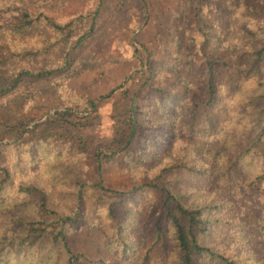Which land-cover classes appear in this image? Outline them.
<instances>
[{
  "label": "rangeland",
  "instance_id": "rangeland-1",
  "mask_svg": "<svg viewBox=\"0 0 264 264\" xmlns=\"http://www.w3.org/2000/svg\"><path fill=\"white\" fill-rule=\"evenodd\" d=\"M108 1L100 12L94 38L83 49L88 63L97 64L96 68L67 79L66 91L47 88L36 95L31 107L18 99L0 106V144L11 142V127L22 119L35 137L51 144L53 151L48 155L39 149L40 155L34 162L28 161L24 173L15 170L4 202L18 205L7 210L0 206L1 229L9 220L35 219L42 203L54 205L62 215L74 219L72 228H67V242L84 264H140L164 196L147 184L156 182L155 176L160 174L165 186L185 206L205 211L204 245L240 264L264 263V184L257 187L252 182L260 168L257 158L238 156L243 147L241 123L231 121L218 138L199 136L191 125L190 113L185 121L174 109L170 112L175 118L162 117L151 100L157 88L184 97L185 104L192 98L193 94L186 93L192 91L171 71L149 72L146 62L149 52L156 63L162 60L170 46L177 50L176 55L191 61L194 70L203 68L204 58L189 40V33L196 28L190 0ZM97 2L70 0L63 15L91 11ZM216 2L222 10L217 13L211 6L209 16L221 21L220 25L211 23L215 36L221 29L225 36L234 28L255 32L257 23L245 17L242 9L259 0ZM228 3L233 6L229 8ZM16 6L10 0H0V33L16 19ZM206 51L227 58V50L219 44L208 43ZM220 76L226 78L224 71ZM251 87L247 82L242 90L251 91ZM131 106H135L133 112ZM60 113H65L68 121ZM133 114L143 128L150 129L142 133L139 141L146 145H137L138 152L131 156L135 160L130 163L124 134ZM114 151L116 155L102 162L98 176L96 158ZM2 152L12 158L15 154L10 146ZM60 152L63 156L57 157ZM178 163L194 167L200 174L169 168ZM99 177L109 191L97 189ZM77 195L82 198L80 203ZM110 204L114 215L108 212ZM160 224L168 239L163 247L152 248L154 259L146 264H180L173 228ZM4 252L0 264L77 263L62 242L48 238L22 251Z\"/></svg>",
  "mask_w": 264,
  "mask_h": 264
},
{
  "label": "trees",
  "instance_id": "trees-1",
  "mask_svg": "<svg viewBox=\"0 0 264 264\" xmlns=\"http://www.w3.org/2000/svg\"><path fill=\"white\" fill-rule=\"evenodd\" d=\"M10 1L17 5L19 12L12 25L2 29L0 33L1 107L17 99L23 101L24 106L28 104V107H31L36 95L45 92L47 88L51 91H66L64 83L67 79L98 66L88 63L90 60L84 57L83 49L85 43L94 38L97 21L101 19L100 12L102 8L106 9V5L110 3L108 0H98L93 10L83 9L71 16L63 15V10L70 0ZM216 1L218 0H190L196 15V28L189 33V40L204 58L201 70H194L191 61L176 55L177 50L174 47L169 46V53L157 63L153 58L154 54L149 52L146 56L149 72L168 69L192 91H186L189 95L193 94L192 98L189 97L185 104L184 97L157 88L151 100L162 117L175 118L170 112L174 109L185 121L190 113L191 125L199 136L218 138L231 121L241 123L244 133L240 143L243 147L238 156L247 155L257 158L260 162V168L252 179L253 184L259 187L264 184V77L260 76L264 73V38H261L264 35V17L261 16L264 14V1L259 0L253 6H244L242 9L245 17H250L257 23L255 32L234 28L225 36L224 30L221 29L215 36V27L211 23L215 21L220 25L221 21L219 18L210 19L209 16L212 12L211 6L217 13L222 10L216 7ZM231 6L233 4L228 5L229 8ZM208 43L222 46L227 50V58L214 57L211 51H206ZM221 71H224L225 79L220 76ZM247 82L252 84L251 91L244 92L243 85ZM109 95L110 93L105 97ZM183 104L186 109L182 107ZM90 106L95 107L93 101H90ZM135 106H131L132 112ZM231 113L234 116H231ZM64 114L59 115L68 121L63 117ZM11 129V142L0 144V206L3 210L9 209L11 205L5 204L4 201L8 189L12 186L10 182L16 174L15 170L24 173L29 162H34L40 155L39 149L48 152V155L53 152L50 143L41 141V138L34 136L32 128H27V121L20 119ZM148 129L150 128H143L136 114L129 116L128 130L124 135L127 136L125 145L128 146L127 156L130 163L135 160L131 156L138 152L137 145H146V142H140L139 139ZM222 142L226 145L224 139ZM7 146L12 148V153L15 152L14 159L12 155H3L2 151ZM63 153L60 152L56 156H63ZM116 153H103L102 158H96L98 176L101 174L102 162ZM169 168L200 174L196 168L185 163L174 164ZM155 179L156 182L151 181L147 185L157 189L164 196L160 200L155 230L146 240V254L140 264L152 262V248L163 247L168 239L160 222L170 224L173 228V239L176 242L180 264H240L228 255L211 250L201 241L207 230L205 211L201 207L185 206L171 189L165 186L160 174H157ZM95 186L103 193L109 191L102 184L100 177ZM76 197L80 203L81 196ZM17 205L16 203L11 207L16 208ZM108 212L114 215L112 204L108 207ZM73 221L72 217L62 215L54 205L42 203L35 219H13L2 229L0 227V257L5 254L4 251H22L41 239L48 238L52 242H62L76 264H84V259L80 260L78 252L71 251L68 246L67 228H72Z\"/></svg>",
  "mask_w": 264,
  "mask_h": 264
}]
</instances>
